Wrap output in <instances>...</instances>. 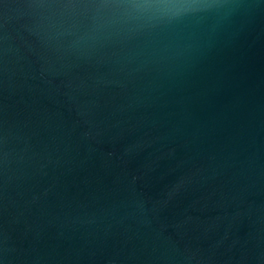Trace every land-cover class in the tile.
<instances>
[{
	"label": "water",
	"instance_id": "obj_1",
	"mask_svg": "<svg viewBox=\"0 0 264 264\" xmlns=\"http://www.w3.org/2000/svg\"><path fill=\"white\" fill-rule=\"evenodd\" d=\"M0 264H264V0H0Z\"/></svg>",
	"mask_w": 264,
	"mask_h": 264
}]
</instances>
